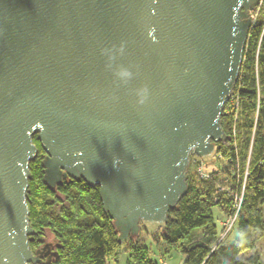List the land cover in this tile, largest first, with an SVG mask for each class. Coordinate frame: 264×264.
Here are the masks:
<instances>
[{"label": "water", "instance_id": "obj_1", "mask_svg": "<svg viewBox=\"0 0 264 264\" xmlns=\"http://www.w3.org/2000/svg\"><path fill=\"white\" fill-rule=\"evenodd\" d=\"M258 0H0V264H41L26 202L42 182L99 189L121 245L164 232L193 156L214 164ZM124 46L113 66L101 49ZM148 88L136 104L135 90ZM55 258L58 255L54 254Z\"/></svg>", "mask_w": 264, "mask_h": 264}, {"label": "trees", "instance_id": "obj_2", "mask_svg": "<svg viewBox=\"0 0 264 264\" xmlns=\"http://www.w3.org/2000/svg\"><path fill=\"white\" fill-rule=\"evenodd\" d=\"M235 92L239 98L238 111L230 112L229 103L224 107L221 126L227 141L218 145L217 155L230 166H238L240 181L248 171L244 204L236 224L238 233L243 232L240 236L244 245L235 242L226 247L224 241L218 243L213 210L226 218L230 215L231 202L223 196L216 198L211 185L186 173L187 193L176 208L169 210L164 232L155 236L157 242L162 241L168 249L179 253L183 264H260L256 254L243 258L242 252L253 250V235L264 239V103L261 99L264 22L249 30ZM32 140L37 155L29 164L26 198L29 223L34 231L29 239L31 251L35 253V246L51 237L58 255L53 264H108L123 252L128 256L126 264H155L138 239L125 245L118 242L112 221L102 210L98 188L71 179L64 180L55 192L44 186L41 167L44 152L36 137ZM197 232L201 237L195 235Z\"/></svg>", "mask_w": 264, "mask_h": 264}, {"label": "built area", "instance_id": "obj_3", "mask_svg": "<svg viewBox=\"0 0 264 264\" xmlns=\"http://www.w3.org/2000/svg\"><path fill=\"white\" fill-rule=\"evenodd\" d=\"M263 2L264 0H258V5L250 11V15L252 17L251 28L258 24L257 21L258 11ZM235 87L230 97V100L227 102L229 103L227 108L230 112L232 113L234 112L235 114H237L239 107V100H238L239 98H238V93L235 92ZM258 104H259V92H258ZM234 151L235 154L237 155L235 146H234ZM191 160H192L191 164L194 167L197 178L201 182L209 184L213 187L214 196L216 198H218L219 196H223L229 199L231 202L230 215L227 216L225 218V221L221 224L223 233L218 237V243L223 242L227 237V235L231 232L233 227L237 224L238 218L241 214V210L244 204L245 180L248 176V171L246 170L244 172L243 179L240 181L238 166L235 167L230 166V163L227 160H224L222 156H219L217 154L215 156L214 164L218 163V166L219 165L221 166V168L216 171L206 172L207 167L195 156L194 158H191Z\"/></svg>", "mask_w": 264, "mask_h": 264}, {"label": "rangeland", "instance_id": "obj_4", "mask_svg": "<svg viewBox=\"0 0 264 264\" xmlns=\"http://www.w3.org/2000/svg\"><path fill=\"white\" fill-rule=\"evenodd\" d=\"M258 22H264V2L262 3L261 7L258 11ZM261 99L264 103V96L261 95ZM193 160V159H192ZM191 160V161H192ZM191 167L187 170V175L192 176L193 178L197 175L195 173V170L193 168V165H190ZM221 166H218V163L211 165L206 168V172L208 171H216L219 170ZM195 179V178H194ZM263 209V220H264V205L262 206ZM213 219L214 224L217 227L218 236H220L223 233V229L221 227V224L225 221V218H223L219 212L214 209L213 210ZM197 237H201L200 232H197L195 234ZM138 242L140 245H143L148 250L149 258L155 263V264H183V257L170 249H168L162 241L157 242L155 237H149L145 233L141 232L138 237ZM235 242H238L240 246L242 247L244 245L243 238L239 235L237 231V226L235 225L231 232L227 235V237L224 240V246H230L234 244ZM253 250L252 251H243L242 257L243 258H249L253 253L256 254L260 260V264H264V239L259 235H253ZM127 254L122 253L118 256V258L115 261H109L108 264H126L127 261Z\"/></svg>", "mask_w": 264, "mask_h": 264}, {"label": "clouds", "instance_id": "obj_5", "mask_svg": "<svg viewBox=\"0 0 264 264\" xmlns=\"http://www.w3.org/2000/svg\"><path fill=\"white\" fill-rule=\"evenodd\" d=\"M123 54H124L123 45H120L119 47L112 46L109 48L101 49V55L106 57L105 67L112 72V75L119 86L127 85L134 75L133 72L128 67H124L122 65H116L115 67L113 66L114 61L117 59V57ZM135 96H136V100H135L136 104L145 103L148 96L147 86L145 85L140 89H136ZM239 235L243 236V232H241Z\"/></svg>", "mask_w": 264, "mask_h": 264}, {"label": "flooded vegetation", "instance_id": "obj_6", "mask_svg": "<svg viewBox=\"0 0 264 264\" xmlns=\"http://www.w3.org/2000/svg\"><path fill=\"white\" fill-rule=\"evenodd\" d=\"M194 158V156L192 157ZM54 246H56V243L53 238H47L43 241H40L36 246L34 251H40L42 252L43 258H41V264H53L54 259H57L54 257L55 250Z\"/></svg>", "mask_w": 264, "mask_h": 264}]
</instances>
